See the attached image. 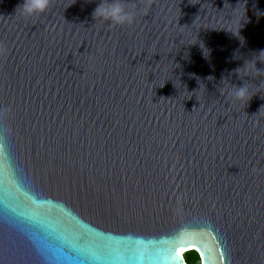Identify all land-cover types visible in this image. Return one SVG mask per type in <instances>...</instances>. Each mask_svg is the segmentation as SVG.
I'll use <instances>...</instances> for the list:
<instances>
[{
	"label": "water",
	"instance_id": "water-1",
	"mask_svg": "<svg viewBox=\"0 0 264 264\" xmlns=\"http://www.w3.org/2000/svg\"><path fill=\"white\" fill-rule=\"evenodd\" d=\"M23 2L0 0V264H264V0H122L131 25Z\"/></svg>",
	"mask_w": 264,
	"mask_h": 264
},
{
	"label": "clouds",
	"instance_id": "clouds-1",
	"mask_svg": "<svg viewBox=\"0 0 264 264\" xmlns=\"http://www.w3.org/2000/svg\"><path fill=\"white\" fill-rule=\"evenodd\" d=\"M50 2L51 0H24L22 6H20L21 12L26 16L41 14L48 9ZM94 17L115 25H131L135 18L133 12L125 9L122 0H104L96 8ZM0 55H3L2 48H0ZM231 94L236 102L242 104L249 98V92L245 88L235 90Z\"/></svg>",
	"mask_w": 264,
	"mask_h": 264
},
{
	"label": "trees",
	"instance_id": "trees-1",
	"mask_svg": "<svg viewBox=\"0 0 264 264\" xmlns=\"http://www.w3.org/2000/svg\"><path fill=\"white\" fill-rule=\"evenodd\" d=\"M184 259L188 264H201L199 254L196 251H189L185 253Z\"/></svg>",
	"mask_w": 264,
	"mask_h": 264
},
{
	"label": "bare ground",
	"instance_id": "bare-ground-1",
	"mask_svg": "<svg viewBox=\"0 0 264 264\" xmlns=\"http://www.w3.org/2000/svg\"><path fill=\"white\" fill-rule=\"evenodd\" d=\"M182 253V252H181Z\"/></svg>",
	"mask_w": 264,
	"mask_h": 264
},
{
	"label": "flooded vegetation",
	"instance_id": "flooded-vegetation-1",
	"mask_svg": "<svg viewBox=\"0 0 264 264\" xmlns=\"http://www.w3.org/2000/svg\"><path fill=\"white\" fill-rule=\"evenodd\" d=\"M45 197V196H44Z\"/></svg>",
	"mask_w": 264,
	"mask_h": 264
}]
</instances>
